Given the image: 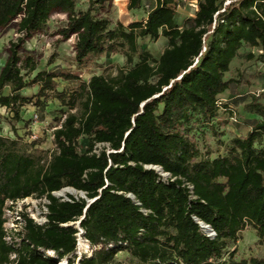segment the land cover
<instances>
[{
	"label": "trees",
	"instance_id": "trees-1",
	"mask_svg": "<svg viewBox=\"0 0 264 264\" xmlns=\"http://www.w3.org/2000/svg\"><path fill=\"white\" fill-rule=\"evenodd\" d=\"M113 1L89 0L78 9L77 0H0V32L16 22L18 33L0 71V107L21 119L26 104L44 108L41 98L52 92L71 109L55 128L56 149L46 158L37 140L0 135V264H61L63 258L76 264L80 230L95 247L80 264H122L123 251L135 264H264V256L237 259L232 251L225 257L229 242L248 226L264 244V91L244 104L261 117L246 135L216 156L201 146L204 126L218 124L221 108L234 112L219 96L234 81L226 74L242 47L260 49L257 59L264 63V0H198L195 15L182 24L175 0H150L147 17L129 26H113L100 15ZM144 3L128 0V9ZM54 13L67 16L59 33L76 37L79 68L115 53L128 67L88 81L62 69L26 80L24 71L38 64L24 55V45L47 30ZM145 37L167 39L160 58L140 47ZM57 78L80 81L75 94L59 91ZM31 85H39L38 93L23 95ZM79 100L81 114L72 112ZM68 187L93 201L55 195ZM29 197L48 200L45 221L21 211L10 232L8 201Z\"/></svg>",
	"mask_w": 264,
	"mask_h": 264
},
{
	"label": "rangeland",
	"instance_id": "rangeland-1",
	"mask_svg": "<svg viewBox=\"0 0 264 264\" xmlns=\"http://www.w3.org/2000/svg\"><path fill=\"white\" fill-rule=\"evenodd\" d=\"M89 0H77L78 9H86ZM178 12V20L182 24L188 17L195 15L198 8V0H175ZM150 7L146 3L139 10H129L128 0H114L107 4L101 11V16L111 19L112 25L117 26L119 22H123L129 26L133 21L143 20L146 18ZM67 16L63 13H54L49 20L48 28L45 32L35 35L24 45V55H33L37 61V69L34 72L24 71L26 80H31L41 70H58L62 69L66 72L78 74L83 80H90L93 75L104 74L107 76L116 75L120 68H127L126 57L121 53L111 55L104 54L95 58L88 66L79 68L75 61V42L76 37L73 36L65 39L59 32L65 27ZM17 23L14 22L8 28L0 32V71L5 65L9 56L10 41L17 38ZM141 48L151 51L155 58H160L162 52L167 48L168 41L165 37H161L157 41L151 40L149 37L140 38L138 40ZM255 55L254 58L248 57L249 53ZM261 53L258 48H252L244 45L239 55L231 64L230 72L226 74V79H233V83L237 84L231 95L226 92L220 96V102L225 106L231 102V98L235 94L249 93L251 95H259L264 91V63L257 59ZM51 60L53 62L51 63ZM138 60L136 57L135 62ZM80 81H67L57 78V89L66 91L68 95L75 94ZM39 91V85H31L22 90V94L28 97H34ZM9 88H5L4 93L8 94ZM69 98V96H68ZM36 100V97L35 99ZM44 102V108L39 109L33 103L26 104L20 112V118L16 119L14 114L5 107H0V135L16 138L20 136L24 141L39 142L37 152L45 158L49 156L55 149L54 130L64 120L66 114L70 112L67 105L57 99L52 92H49L46 98H41ZM264 102V99L262 100ZM43 107V105H42ZM230 109L221 108L219 113L218 124L214 127L205 125V136L201 141V146H209L214 155L225 153V146L234 137L246 135L249 127L248 122H254L256 119H248L247 111L244 106L237 105ZM72 112L81 114L82 105L80 100ZM27 123V125H26ZM87 137H82L79 141V150L83 152L86 149ZM59 197L69 199L70 195L75 198L82 197L80 191L72 188H64L56 194ZM48 200L46 198L29 197L19 200L15 203L8 201L5 209L7 218L6 228L10 232H14L18 225L16 220L19 218L21 211L28 212L37 222L42 223L45 220L47 212ZM78 225V223H77ZM95 247L91 245L85 238L78 237L77 259L76 264H80L79 259L85 256L89 257L94 253ZM234 251L237 259L250 257H263L264 244H262L257 236L256 230L252 226H248L240 233V239L230 241L226 249L225 257ZM118 260L122 264H135L137 261L129 252L123 251L118 254ZM61 264H67V259L63 258Z\"/></svg>",
	"mask_w": 264,
	"mask_h": 264
},
{
	"label": "crops",
	"instance_id": "crops-1",
	"mask_svg": "<svg viewBox=\"0 0 264 264\" xmlns=\"http://www.w3.org/2000/svg\"><path fill=\"white\" fill-rule=\"evenodd\" d=\"M145 3L146 4H153L154 5V2H152V1H148V0H145ZM134 10H139V9H134ZM146 17H147V15H146ZM235 60V59H234ZM230 72V71H229ZM228 72V73H229ZM237 86V84H235V83H231V85H230V88L227 90V91H225L224 93H222L221 95H223V94H225L226 92H228L229 93V96L231 95V93L233 92V90L235 89V87ZM220 95V96H221ZM220 96H219V98H220ZM250 98H251V94H250V92L249 93H244V94H235V96H233L232 98H231V102H228L227 104H229L231 107H234V106H236L237 107V105H242V106H244V104L248 101V100H250ZM247 116L249 117L248 119H256V121H254V122H248V127H249V130L248 131H250L251 129H252V127L254 126V124H256L258 121H260L261 120V117L260 116H258V115H256V114H252V113H249V112H247ZM248 133V132H247Z\"/></svg>",
	"mask_w": 264,
	"mask_h": 264
},
{
	"label": "water",
	"instance_id": "water-1",
	"mask_svg": "<svg viewBox=\"0 0 264 264\" xmlns=\"http://www.w3.org/2000/svg\"><path fill=\"white\" fill-rule=\"evenodd\" d=\"M68 188H70V187H68ZM72 189L77 190V189H75V188H72ZM77 191H78V190H77ZM80 192L83 194V195H82L83 198L88 199L84 191H80ZM56 194H57V192L55 193V195H56ZM88 200H89L90 202L93 201V199H88ZM200 224H201V226H202V223H200ZM207 226L210 227V225H208V224H207ZM210 230H211L210 233L213 234V235H215V231L213 230V228L210 227Z\"/></svg>",
	"mask_w": 264,
	"mask_h": 264
},
{
	"label": "built area",
	"instance_id": "built-area-1",
	"mask_svg": "<svg viewBox=\"0 0 264 264\" xmlns=\"http://www.w3.org/2000/svg\"><path fill=\"white\" fill-rule=\"evenodd\" d=\"M158 171H159V173H161V175H163V176H168V174L167 173H164V172H162L161 170H160V168H156ZM45 221V220H44ZM81 232L80 233H78V237H82V230H80ZM209 235H211V236H213V234H211V233H209Z\"/></svg>",
	"mask_w": 264,
	"mask_h": 264
},
{
	"label": "bare ground",
	"instance_id": "bare-ground-1",
	"mask_svg": "<svg viewBox=\"0 0 264 264\" xmlns=\"http://www.w3.org/2000/svg\"><path fill=\"white\" fill-rule=\"evenodd\" d=\"M202 227H203V229H204L206 232H208V233L211 232L210 227L207 226V224L204 225V223H202Z\"/></svg>",
	"mask_w": 264,
	"mask_h": 264
}]
</instances>
